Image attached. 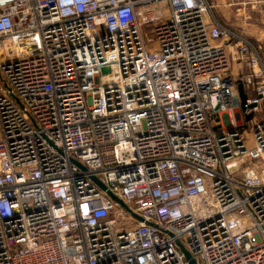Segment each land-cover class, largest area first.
<instances>
[{
    "label": "built area",
    "instance_id": "1",
    "mask_svg": "<svg viewBox=\"0 0 264 264\" xmlns=\"http://www.w3.org/2000/svg\"><path fill=\"white\" fill-rule=\"evenodd\" d=\"M216 8L0 0V264H264L263 49Z\"/></svg>",
    "mask_w": 264,
    "mask_h": 264
},
{
    "label": "crops",
    "instance_id": "2",
    "mask_svg": "<svg viewBox=\"0 0 264 264\" xmlns=\"http://www.w3.org/2000/svg\"><path fill=\"white\" fill-rule=\"evenodd\" d=\"M260 2L261 3H259L258 5L264 4V0H260ZM223 3H224V0L218 1V6L219 8H221L220 9L221 15H218V16L219 17L222 16V19H221L222 22L231 28L243 31L248 37H250L251 39L255 41H258L259 43H263L264 45V31L262 30V28H258L257 25L253 22L254 20H253L252 13L249 11L250 17L252 18L249 20H246V17L243 18L235 14H233V17H232V15L229 13V11L225 7H223L224 8V11H223L222 9V6L224 5ZM258 5H254L253 7H258ZM223 17L226 19V22L225 20H223ZM229 22L230 24H228ZM255 22H258V25H260L259 24L260 21L255 20ZM262 24H263V21H262ZM256 28H258L259 30L256 31Z\"/></svg>",
    "mask_w": 264,
    "mask_h": 264
},
{
    "label": "rangeland",
    "instance_id": "3",
    "mask_svg": "<svg viewBox=\"0 0 264 264\" xmlns=\"http://www.w3.org/2000/svg\"><path fill=\"white\" fill-rule=\"evenodd\" d=\"M213 4H218V1L219 0H210ZM254 5H248L247 6V10H246V12H248V14H249V11L252 13V15H253V22L257 25V27L258 28H262V30L264 31V4H261V5H258V7H253ZM224 6H222V9H223V11H224V8H223ZM220 9L221 8H216V10H215V13H216V16L217 17H219L218 15H221V13H220ZM228 11H229V13L232 15V17H233V14H235L236 15V7H234V8H231V7H227L226 8ZM228 11H226V12H228ZM220 19H222V16L221 17H219ZM223 20H225V22H226V19L223 17ZM255 20H258V21H260L259 22V24L260 25H258V22H255ZM222 21V20H221ZM262 21H263V24H262ZM228 24H230V22L228 23ZM258 28H256V31H258L259 29ZM259 44H261L262 45V53H261V55H262V58H263V61H264V46H263V43H259ZM149 49L153 52V53H156V52H159L160 51V48H159V45L158 44H153V45H150L149 46ZM226 120H227V116H226ZM227 122V121H226ZM227 124H228V122H227Z\"/></svg>",
    "mask_w": 264,
    "mask_h": 264
},
{
    "label": "water",
    "instance_id": "4",
    "mask_svg": "<svg viewBox=\"0 0 264 264\" xmlns=\"http://www.w3.org/2000/svg\"><path fill=\"white\" fill-rule=\"evenodd\" d=\"M103 72H104V73H109V69H108V68H104V69H103ZM238 89H239L240 97H241L243 103L245 104L247 97H246V95H245L244 92H243V84H242L241 82L238 83ZM249 119H251V116L248 117V120H249ZM115 200H117V199H115ZM125 208L129 211V209H128L126 206H125ZM135 217H136V216H135ZM139 220H141V219H139ZM186 255H187L188 259L190 260V263H191V264H196L195 260H193V259L191 258V256H190L187 252H186Z\"/></svg>",
    "mask_w": 264,
    "mask_h": 264
}]
</instances>
